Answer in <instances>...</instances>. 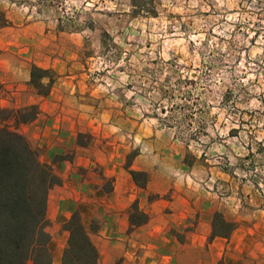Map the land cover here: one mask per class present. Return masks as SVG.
I'll return each instance as SVG.
<instances>
[{
    "label": "rangeland",
    "instance_id": "rangeland-1",
    "mask_svg": "<svg viewBox=\"0 0 264 264\" xmlns=\"http://www.w3.org/2000/svg\"><path fill=\"white\" fill-rule=\"evenodd\" d=\"M8 46L88 117L79 147L191 186L264 264V0H0Z\"/></svg>",
    "mask_w": 264,
    "mask_h": 264
},
{
    "label": "crops",
    "instance_id": "crops-1",
    "mask_svg": "<svg viewBox=\"0 0 264 264\" xmlns=\"http://www.w3.org/2000/svg\"><path fill=\"white\" fill-rule=\"evenodd\" d=\"M17 53L9 46L0 53V109L39 108L36 119L17 130L61 182L49 190L46 204L52 264H61L68 240L63 225L74 212L98 252L97 264L247 263L243 229L236 227L229 238L213 236L211 202L201 200L191 186L161 180L160 173L145 167L125 168V156L105 147H79V124L88 117L64 111L62 84L54 83L46 97L38 95L30 85L35 61ZM130 171L151 172L145 187ZM134 203L148 217L145 223L130 222Z\"/></svg>",
    "mask_w": 264,
    "mask_h": 264
},
{
    "label": "trees",
    "instance_id": "trees-1",
    "mask_svg": "<svg viewBox=\"0 0 264 264\" xmlns=\"http://www.w3.org/2000/svg\"><path fill=\"white\" fill-rule=\"evenodd\" d=\"M47 70L32 67L30 85L42 89ZM51 80L47 88L50 89ZM49 89L39 92L48 95ZM37 105L17 110L0 109V264H52L46 232V204L49 190L60 184L51 165L40 160L38 150L18 132V127L36 119ZM138 172L130 171L137 183ZM145 187L146 181L137 183ZM140 218V221H136ZM148 217L133 204L132 224H142ZM236 224L216 212L212 218V235L228 238ZM68 240L61 264H97L98 252L92 244L80 214L74 212L63 225ZM114 264H123L121 260Z\"/></svg>",
    "mask_w": 264,
    "mask_h": 264
}]
</instances>
